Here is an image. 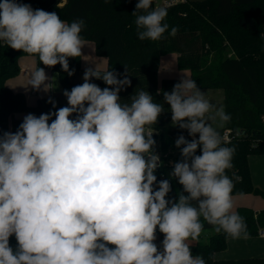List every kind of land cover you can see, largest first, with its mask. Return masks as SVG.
I'll use <instances>...</instances> for the list:
<instances>
[{
  "label": "clouds",
  "instance_id": "1",
  "mask_svg": "<svg viewBox=\"0 0 264 264\" xmlns=\"http://www.w3.org/2000/svg\"><path fill=\"white\" fill-rule=\"evenodd\" d=\"M152 5L138 0L132 13L141 41H158L169 28L163 23L167 9ZM84 27L83 20L69 24L55 12L16 0L0 2V41L38 56L47 67L60 64L69 76L75 70H69L68 58L82 56ZM117 76L98 66L86 69L84 83L63 93L68 106L39 117L30 113L15 133L0 135V264H206L188 243L199 238L201 217L217 233L247 237L243 217L232 211L234 182L226 175L235 148L222 146L209 123L216 117L227 122L230 115L215 109L189 78L163 93L173 125L194 137L175 141L182 161L170 176L183 192L178 200L166 199L171 185L157 182L161 162L153 132H146L163 105L143 90L122 103L119 92L131 81ZM92 77L111 88L101 89ZM49 80L38 67L30 85L48 91ZM157 228L164 234L162 250L154 243ZM13 235L16 250L9 245Z\"/></svg>",
  "mask_w": 264,
  "mask_h": 264
},
{
  "label": "trees",
  "instance_id": "2",
  "mask_svg": "<svg viewBox=\"0 0 264 264\" xmlns=\"http://www.w3.org/2000/svg\"><path fill=\"white\" fill-rule=\"evenodd\" d=\"M157 1L153 0L152 7L167 9L163 23L169 25L158 41H141L137 36L136 16L132 13L136 11L138 0H24L23 4H29L33 10L55 12L69 24L83 20L81 38L92 41L95 54L107 58L106 69L100 71H114L118 79L127 75L131 81L130 86L119 92L122 103L129 102L136 92L143 90L155 103L163 105L164 111L157 122L146 127L153 132L154 151L161 162L155 172L157 182L167 179L171 185L166 199L178 200L179 193L183 192V186L170 176L174 164L182 161L181 149L176 147L175 141L181 135L192 140L188 130L173 125L170 105L164 100L163 93H171L180 80H157L159 59L167 53L176 54L177 68L189 70L190 79L196 81L199 89L222 91L221 107L231 119L215 129L222 138V146L235 148L232 167L226 170V175L234 182L232 195L264 196V189L252 183L248 164L251 154H264V0H176L164 4ZM173 27L178 30L174 37L169 34ZM24 55L29 54L5 43L0 45V135L18 130L25 117L18 116L20 113L39 117L68 106L65 96V101L51 96L39 97L29 105L23 92L7 85L8 79L20 71L19 60ZM33 56L36 68L49 69L56 74L62 93L81 85L84 70L80 57L68 58L69 70H75L69 76L60 64L47 67L39 62L38 56ZM91 79L101 89L111 88L102 79ZM50 99L55 102V108L48 102ZM75 118L74 113L70 119ZM224 131L229 134L227 141L222 137ZM165 150H169L168 154ZM200 154L198 148L196 155ZM234 212L243 217L247 235H258V230L264 229V209L240 206ZM201 223L204 227L199 238L188 241L193 256L200 255L206 264H264V258H214V252L223 250L230 236L217 233L202 217ZM9 245L13 250L18 247L14 235L9 238ZM158 247L161 249V244Z\"/></svg>",
  "mask_w": 264,
  "mask_h": 264
},
{
  "label": "crops",
  "instance_id": "3",
  "mask_svg": "<svg viewBox=\"0 0 264 264\" xmlns=\"http://www.w3.org/2000/svg\"><path fill=\"white\" fill-rule=\"evenodd\" d=\"M84 41H85V46L82 48L81 50L82 56H80L81 68L83 70H86L88 68L95 69L96 66H98L100 70L106 69L107 58L95 54L94 43L92 41H88V40H84ZM174 61L176 63L175 53H167L160 57L159 66L157 69V80H158V74L160 75L162 74L161 75L162 77L174 75L175 78H178L180 80V82L182 81L183 78L190 79L189 70L179 69L180 71L178 70L176 71L175 69L171 68V66L174 64ZM35 66H36V62H35ZM161 67L164 70H162V72L160 73L159 71ZM44 71L46 75L50 78V80L47 81V83H51L52 88L49 90V94L42 95L43 93H41V96H38L37 98L51 96L54 99L65 101L66 98L62 93V90L56 78V74L49 69H45ZM166 72L172 75H163V74H167ZM9 80L10 79H8L7 81V85L11 89L23 92L20 89H16L15 85H11L9 83ZM160 81L161 80H158V82ZM32 93L35 96L38 94L36 89H34ZM221 98L223 99L222 96ZM27 100L28 98H26L27 104L29 105L33 104L30 103L29 100L28 101ZM26 115L27 114L25 113L18 114V116H26ZM248 164H249L252 183L257 187L264 189V154L249 156ZM232 198L234 203V207L232 209L233 212L236 210L237 207L240 206L250 207L254 210L264 209V196L255 195L251 193H243V194H234L232 195ZM213 256L216 259L264 258V235H260L258 233V235H254V236L247 235L246 238L244 236H241V238L238 239H233L232 237H230L226 241L225 248L223 250L215 251Z\"/></svg>",
  "mask_w": 264,
  "mask_h": 264
},
{
  "label": "rangeland",
  "instance_id": "4",
  "mask_svg": "<svg viewBox=\"0 0 264 264\" xmlns=\"http://www.w3.org/2000/svg\"><path fill=\"white\" fill-rule=\"evenodd\" d=\"M162 2L167 3L169 2V0H158L157 3ZM171 56V55H169ZM20 63V71L18 72L17 75H15L14 77H11L9 80V83L11 85H15L16 89H20L24 92L26 98H28V100L30 101V103H34L36 98L38 96H41V93H43L42 95H46L49 94V90L48 91H44L43 88H41V90H37V95L35 96L32 91L34 90L32 88V86L30 85V79H31V75L32 73L37 69L35 66V57L33 55H24L20 58L19 60ZM175 61L174 64L171 66L172 69H175L176 71H180L177 66L175 65ZM44 69V68H43ZM45 70V69H44ZM162 70H164L162 67L160 69V73L162 72ZM168 71V70H167ZM85 72V70H84ZM83 72V74H84ZM167 74H163V75H172L169 74L168 72H166ZM174 74V73H173ZM162 75V74H161ZM160 74H158V80H161V78H175L174 75L172 76H164L162 77ZM81 78V85L84 83V79L83 76H80ZM90 82H92V79H90ZM47 83V81H46ZM202 92H204L205 94V98L212 104L214 105L215 109H219L221 108L222 105V98L223 94L221 89H200ZM27 100V101H28ZM208 115H215V111H213L212 113H209ZM209 123L212 124V126L214 128L216 127H221L223 125V122L220 121L219 117H216L215 120H210ZM169 150H165L164 153L168 154ZM257 154H251L250 156H256ZM158 230V228H157ZM164 239V234L160 233L159 230L156 231V240L154 241V243L157 245L161 244V249L162 250V241ZM190 242H194L192 240H189ZM159 248V247H158Z\"/></svg>",
  "mask_w": 264,
  "mask_h": 264
},
{
  "label": "built area",
  "instance_id": "5",
  "mask_svg": "<svg viewBox=\"0 0 264 264\" xmlns=\"http://www.w3.org/2000/svg\"><path fill=\"white\" fill-rule=\"evenodd\" d=\"M23 1L24 0H16V2L17 3H21V4H23ZM176 0H169V2H167V3H173V2H175ZM0 2H2V0H0ZM4 42L3 41H0V45H2ZM82 76L84 77V74L82 73ZM68 105V104H67ZM150 129H148L147 127H146V132L147 131H149ZM222 137L227 141L228 139H229V134H228V132L227 131H224L223 132V134H222ZM191 138L193 139L194 137H192L191 136ZM199 138V136L198 135H196V137H195V139H198ZM258 233L260 234V235H264V229H259L258 230Z\"/></svg>",
  "mask_w": 264,
  "mask_h": 264
}]
</instances>
